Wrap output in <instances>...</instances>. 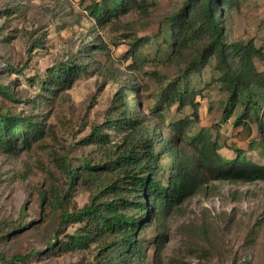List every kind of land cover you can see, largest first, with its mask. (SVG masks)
Wrapping results in <instances>:
<instances>
[{"label": "rangeland", "instance_id": "374dc122", "mask_svg": "<svg viewBox=\"0 0 264 264\" xmlns=\"http://www.w3.org/2000/svg\"><path fill=\"white\" fill-rule=\"evenodd\" d=\"M148 1L152 6L147 15L133 11L115 24L101 26L87 10L91 3L83 0H0V85L10 87L16 101H36V106L7 102L1 107L31 115L40 103L42 114L36 118L46 115L48 120L47 135L28 149L21 142L12 152L0 148V254L12 264H93L104 258L102 242L88 251L62 250L69 236L80 235L83 225L62 224L61 215L91 205L96 196L100 202L118 199L111 189L101 194L116 178L78 181L72 202L64 208L56 199L70 191L68 166L75 169L92 150L93 161L102 159L97 147L82 144L94 129L110 136L109 147L122 142L118 132L104 129L116 118L121 95L130 103L133 98L139 101L143 125L158 126L171 136L169 122L189 118L195 122L189 137L210 132L224 160L243 154L264 167L259 126L238 124L241 107L225 121L228 94L218 82L215 62L189 67L206 41L192 42L177 54L164 33L187 0ZM228 26L232 40L254 41L264 51V0H241ZM72 63L87 68L86 74L51 97L44 89L54 72L60 74ZM256 66L264 72V61L256 60ZM185 75L183 83L194 92L199 121L194 106L180 109L178 103L154 114L157 98ZM133 82L140 90L128 96ZM260 102L264 106V98ZM130 106L133 118L137 110ZM118 186L123 192L128 189ZM167 226L160 250L152 244L145 264H264V181L213 182L171 216ZM159 236L157 225L147 227L146 240Z\"/></svg>", "mask_w": 264, "mask_h": 264}, {"label": "trees", "instance_id": "16d2710c", "mask_svg": "<svg viewBox=\"0 0 264 264\" xmlns=\"http://www.w3.org/2000/svg\"><path fill=\"white\" fill-rule=\"evenodd\" d=\"M241 0H187L169 21V29L164 31L172 39V47L177 54L186 50L192 42L206 41V45L192 61L194 69L205 67L211 61L219 71L218 82L228 94L224 107L225 121L231 119L238 108H242L238 124L247 126L257 124L264 136V72L256 66V60L264 61L263 49H258L254 41L244 43L232 40L228 24L238 9ZM90 2L88 12L96 22L104 26L117 23L122 16L133 11L147 15L148 0H83ZM10 13V10L5 12ZM200 67V68H201ZM60 74L54 72L52 82L46 90L50 96L69 88L75 77L86 74L87 68L72 63L61 68ZM173 83L168 92L156 101L153 113L159 116L166 107L178 103L180 109L194 106V92L189 91L183 80ZM129 84L128 96L137 94L140 87ZM56 88V90H54ZM121 95L117 101L116 118L110 119L107 130H115L123 136L122 142L111 145L110 136L101 129L82 141L86 146H95L102 154L99 162L92 160V154L85 155L75 169L68 166L67 175L71 181L70 191L57 197L60 208L71 203L74 185L80 181L96 182L104 177L116 178L114 185L103 188L102 193L111 189L117 193L116 200L95 201L80 210L63 211L61 223L80 224V235L69 236L62 250H91L94 244L102 242L99 251L104 258L93 264H145L148 254L155 244L160 250L166 238L167 223L171 216L179 213L182 206L192 197L202 192L213 182L254 183L264 181V167L248 161L243 154L237 159L226 161L219 153L220 145L213 140L208 131H201L189 137L194 120L175 118L169 122L171 136L143 125L140 103L133 98L131 103ZM44 99H47L44 96ZM0 148L6 152L16 149L18 142L28 149L47 135V116L42 114V105L34 108L33 114H14L5 111L1 105L7 102L21 104L36 101H16V95L8 86L0 85ZM135 105L136 115L131 118ZM159 112V115H158ZM195 121H199L198 107L194 106ZM21 148V149H22ZM117 184L128 185L123 192ZM117 187V188H116ZM101 197V196H99ZM157 225L160 236L148 241L145 238L147 227ZM14 232L10 231V234ZM158 241V242H157ZM52 247L56 244L49 242ZM60 248V247H59ZM37 257L38 252L33 254ZM13 261L0 254V264ZM242 264V263H241Z\"/></svg>", "mask_w": 264, "mask_h": 264}]
</instances>
